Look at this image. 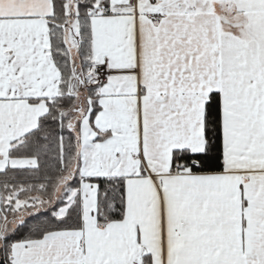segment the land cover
I'll return each instance as SVG.
<instances>
[{"label":"snow or ice","instance_id":"snow-or-ice-1","mask_svg":"<svg viewBox=\"0 0 264 264\" xmlns=\"http://www.w3.org/2000/svg\"><path fill=\"white\" fill-rule=\"evenodd\" d=\"M0 264H264V0H0Z\"/></svg>","mask_w":264,"mask_h":264}]
</instances>
